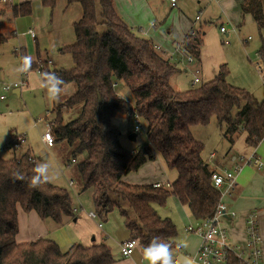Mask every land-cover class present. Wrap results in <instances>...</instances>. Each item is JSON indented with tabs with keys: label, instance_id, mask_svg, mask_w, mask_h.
<instances>
[{
	"label": "trees",
	"instance_id": "1",
	"mask_svg": "<svg viewBox=\"0 0 264 264\" xmlns=\"http://www.w3.org/2000/svg\"><path fill=\"white\" fill-rule=\"evenodd\" d=\"M57 0H41L54 7ZM82 7V16L74 23L75 41L63 48L71 54L73 66L52 69L47 60L31 61L29 69L55 73L72 87L73 93L56 102L52 134L55 142L70 148L80 189L92 188L96 212L103 221L117 208L132 237L145 247L153 237L175 247L176 225L162 218L153 204L165 205L171 195L187 205L194 219L210 217L220 194L213 185L212 169L203 158L204 143L191 131L195 125H207L213 118L230 148L246 133V143L256 146L264 135V99L258 100L245 88L228 82L229 69L221 64L214 78L186 90L172 87L170 78L178 70L176 62L165 58L154 42L136 33L121 17L115 0H68ZM14 15H30V1L14 5ZM242 15L250 14L259 29L264 27L261 0H243ZM105 30L99 31L98 26ZM14 33H0L6 41ZM190 54L199 55L202 31L187 35L182 43ZM263 60L264 44L262 43ZM23 58L26 57L21 53ZM128 88L131 103L118 93V85ZM136 111L147 123V141L135 153L120 142V129L112 119L118 115L133 118ZM65 111L71 115L64 121ZM13 151L17 143L12 139ZM156 151L178 177L171 184H131L122 177L136 172ZM0 154V264H110L111 248L104 243L85 245L74 242L62 248L52 236L17 242L18 205L35 210L44 220L60 225L75 217L70 192L63 186L46 182L30 186L36 161L26 150L17 157ZM25 177L17 179V175ZM230 264H240L233 258Z\"/></svg>",
	"mask_w": 264,
	"mask_h": 264
},
{
	"label": "crops",
	"instance_id": "2",
	"mask_svg": "<svg viewBox=\"0 0 264 264\" xmlns=\"http://www.w3.org/2000/svg\"><path fill=\"white\" fill-rule=\"evenodd\" d=\"M27 1L32 3L33 0H0V33H14L8 40L0 41V154L2 156L6 155L4 157H11L15 151L16 156L19 157L29 149L33 159L38 162L41 159V154L47 150L56 151L58 149L62 151L64 153L61 158L63 165L70 169L68 185L77 195L78 192H81L80 186H77L79 182L74 181V184L71 185L69 181L70 179L76 180L75 165L82 157L80 156L77 160L71 162L69 157L70 148L66 143L55 142L53 146H48L42 139L43 133L47 130L46 123L53 121L55 117L53 109L61 96L56 101L50 98L38 69H29L25 77L21 74V53L30 58L31 61L47 60L51 66L54 64V51L64 52L63 48L66 46L67 41L55 37L53 23H49L45 28V32H42L38 29L35 20H32L31 24H29L30 20L25 21L29 15L15 16L13 6ZM261 1L264 9V0ZM150 2L151 0H148L149 8H151ZM159 2L161 4L165 3L167 9L170 6L169 12L175 11L172 22H164L168 17L165 16L158 23L154 20L151 21L148 27L145 30L141 29V31L155 45L161 47L159 51L165 58L176 62L177 65L187 63L191 68L186 66L185 71L190 70L193 79L194 70L199 68V83L214 78L220 65L226 62L224 59H228L227 54L222 52V57H217L212 63L207 60L205 47L208 38H217L218 33L221 32L220 27L228 24L230 25V28H227L229 33L221 32L222 41L227 45L234 31L240 30L244 24L255 22L250 14L242 15L241 4L243 0H176L175 5H172L171 0H159ZM145 4H147L146 1ZM192 8L197 13L195 18L191 16ZM153 12L156 17L157 10ZM198 12L201 13L200 20H196V16L200 15ZM213 26L218 27L219 32L213 30ZM193 28L201 30L203 38V45L200 47L199 55L196 56L190 54L182 46L185 36ZM31 30L35 33V36L31 34ZM226 39L228 42H225ZM259 41L262 47L263 42L260 37ZM23 79L27 80L25 85L5 88L6 85ZM192 86H195V84L192 83ZM172 87L176 89L173 85ZM73 90L68 95H71ZM129 102H134L133 96ZM68 114L69 111H65L64 121ZM114 118L112 121H114ZM20 136L25 138L23 143L20 142ZM13 138L17 142L14 151L11 148ZM220 140L223 146L221 153L211 151L203 155L202 152V156L210 165V168L212 170L217 168L228 170L241 168L236 175V188L223 199L228 209L235 211L236 215L235 217L228 215L225 219H222V224L226 228L230 240L236 246L244 247L247 242V217L249 213L254 212L257 215L263 249L262 262L264 264V141H260L254 147L250 146L246 143L245 132L239 136L231 148L223 136ZM127 149L135 153L138 148ZM251 156L257 158L261 166L254 163L245 164V159ZM177 177V170L170 169L166 165L163 156L156 151L155 160L147 161L138 171L124 175L122 180L131 184L155 185L157 183L171 184ZM57 178L58 176L50 182L53 184L60 182L61 178H58V180ZM153 207L162 218L168 217L176 225L175 247L171 251L174 257L178 258L181 264H184L186 258H191L196 253L201 243L199 234L189 230L190 224L196 219L192 216L189 207L183 204L175 195L169 196L165 205L154 203ZM17 208L19 224V231L16 234L17 242L34 241L46 236L54 237L62 248H67L74 242L85 245L102 242L111 248L114 261L110 264H149V261L144 257V247L139 242L131 255L124 256L122 254L121 244L132 237L125 226L124 219L123 223L122 221L116 222L117 238L115 239L112 236L114 233L105 228L104 223L108 221V218L103 221L98 214L96 218L89 215L90 212L96 211H89L86 213L88 217L80 219L79 213L82 212L80 204L74 207L75 217L65 220L58 226L50 219H42L35 210L25 211L20 205ZM113 216L117 219L115 215ZM108 232L112 235L109 236ZM109 237H112L114 244L109 241Z\"/></svg>",
	"mask_w": 264,
	"mask_h": 264
},
{
	"label": "rangeland",
	"instance_id": "3",
	"mask_svg": "<svg viewBox=\"0 0 264 264\" xmlns=\"http://www.w3.org/2000/svg\"><path fill=\"white\" fill-rule=\"evenodd\" d=\"M145 1L147 4H145ZM115 2L121 17L127 22L129 26L133 28L136 33L144 37L148 36L144 35L141 29L145 30V28L148 27V24L153 20L158 23L159 21L163 20V17L165 16L168 17L164 20V22L170 23L173 20V13L175 12H169V9H171L170 6L169 9H167V5L165 3L161 4L159 0L157 2L156 0H151L150 7L152 10L148 7V0H115ZM32 3V13L26 17L27 20L25 21L28 22L30 20L29 24H31V21L35 20L38 29L42 32H45V28L49 23H53L55 37L66 40V46L72 44L75 41L76 37L74 32V23L82 16V7L79 3H69L68 0H57L54 7L44 6L41 3V0H33ZM156 10L157 15L155 17L153 11ZM191 14L192 18H195V15L197 14L195 9L192 8ZM199 14L201 16V13ZM207 24L211 25L210 23ZM224 25L227 28H230V25ZM98 29L99 31H104L105 26L99 25ZM214 29L219 32L218 27L216 28L213 26V30ZM249 35H253L254 39L245 42V39ZM222 40L221 32L220 34L218 33L217 38H208L207 45L205 47L207 60L212 63V61L217 57L221 58L223 55L222 52H225L228 59H224L226 61L224 63H227V67L230 71L228 82L234 86L247 89L258 100L264 99V76L263 73H261L255 66V51L257 48L259 49L261 47L257 24L255 22L246 25L244 24L240 30H236L232 33L230 41L227 45L224 44ZM53 63L54 64L51 65L52 69L62 67L70 68L73 66L72 56L67 51L59 52L58 50H55ZM186 66L189 65L187 63L178 64V70L170 78L172 85L181 91L189 89L193 83L192 72H190V70L188 72L185 71ZM189 68L191 67L189 66ZM117 89L119 95H121L124 99L127 101L131 100V93L127 87L118 85ZM72 90V87L64 89L60 99L67 96L69 92H72ZM70 116L71 115L68 114L65 121ZM113 123H115V125L120 129V142L125 147L130 149L139 148L146 143L147 123L144 119H141V126L138 131H134V124L136 121L133 118L128 119L125 116L118 115L114 118ZM132 132L137 134V138L135 140L129 139V134ZM192 134L195 136V138H197V140L204 143L203 155L206 152L208 154L211 151L221 153L223 148L220 140L222 133L215 118H213L207 125L199 124L194 126L192 129ZM48 151L49 150L43 154L51 165V168L54 172V178L56 176L61 178L60 182L54 183L65 187L70 192L74 207H76L78 204L81 205L82 212L79 213L80 219L88 217L86 215L87 212L93 210L96 211L93 201L92 188L82 190L80 193L78 192L79 190L77 188L78 194L75 195L74 191L68 185V175L70 169L63 165V160L61 159L64 156V153L58 149H56V151ZM75 178L77 181L75 179H70V181L78 182L77 174H75ZM78 185L80 186V183L77 184V186ZM113 215H115L117 219H115ZM123 219V216L120 214L117 208L108 214V221L105 222L104 225L106 229H109L111 233H114V235H112L110 232H108L109 236L112 235L113 238H117L116 222L122 221L123 223ZM111 238L112 237H109V241L114 244V241H112Z\"/></svg>",
	"mask_w": 264,
	"mask_h": 264
},
{
	"label": "built area",
	"instance_id": "4",
	"mask_svg": "<svg viewBox=\"0 0 264 264\" xmlns=\"http://www.w3.org/2000/svg\"><path fill=\"white\" fill-rule=\"evenodd\" d=\"M172 5L176 4V0H171ZM200 15L196 16V20H200ZM222 33H227L229 30L226 26L222 25L220 27ZM198 29L193 28L189 34L195 36ZM229 33V32H228ZM31 34L35 36V33L31 30ZM253 37L248 36L245 42H248ZM261 39L264 44V27L261 31ZM225 42H228L226 39ZM156 49L159 51L161 47L155 45ZM255 66L257 69L263 73L264 76V61H263V49L262 47L255 51ZM41 61V60H38ZM21 74L25 77L28 74V69L21 70ZM200 70L196 68L194 70L193 84L200 82L199 75ZM27 83L26 79L13 82L10 85H6V89L10 87H18L25 85ZM133 119L136 121L134 124V131H138L141 126V117L134 110ZM53 121H48L46 123L47 130L43 133L42 139L48 146H53L55 143L54 135L52 134ZM20 142L23 143L25 138L20 136ZM264 141V135L261 139ZM33 160V157H30ZM258 164L261 163L257 158L251 156L245 159V164ZM241 168L228 170L217 168L211 173V178L213 185L218 189L220 198L214 210V213L205 219L195 220L189 226V230L193 233L199 234L201 237V243L199 245L196 253L191 257L195 260V264H230L231 260L235 258L240 264H263V249L261 246V237L259 235L257 215L254 212L249 213L247 217V242L244 247L236 246L229 238L226 228L222 224V219H225L228 215L235 217V211L229 210L226 203L224 202V197L230 194L237 186L236 175ZM71 185L74 184L73 181H69ZM160 183L155 184V186H160ZM89 215L93 218L97 217L96 212H90ZM102 225L101 223L99 224ZM138 244V240L131 237L125 240L121 244V252L124 256H129L133 253L135 247Z\"/></svg>",
	"mask_w": 264,
	"mask_h": 264
},
{
	"label": "clouds",
	"instance_id": "5",
	"mask_svg": "<svg viewBox=\"0 0 264 264\" xmlns=\"http://www.w3.org/2000/svg\"><path fill=\"white\" fill-rule=\"evenodd\" d=\"M30 66V58L24 57L21 70H26ZM43 76L50 98L53 101L58 100L64 91L63 85L65 82L55 73H44ZM16 178L19 180L25 179L24 176L19 174ZM52 179H54V172L42 153L41 159L33 167V174L28 178V182L32 187H38L40 184L50 182ZM143 252L149 264H181L180 260L174 257L170 243L162 240L159 236L153 237L144 247ZM184 264H195V260L186 258Z\"/></svg>",
	"mask_w": 264,
	"mask_h": 264
},
{
	"label": "water",
	"instance_id": "6",
	"mask_svg": "<svg viewBox=\"0 0 264 264\" xmlns=\"http://www.w3.org/2000/svg\"><path fill=\"white\" fill-rule=\"evenodd\" d=\"M129 139L135 140L136 139V133L135 132L130 133Z\"/></svg>",
	"mask_w": 264,
	"mask_h": 264
}]
</instances>
